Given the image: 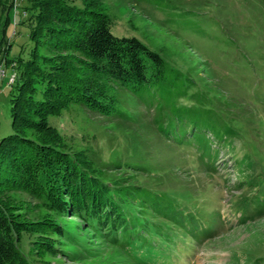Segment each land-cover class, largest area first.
<instances>
[{
  "label": "trees",
  "instance_id": "obj_1",
  "mask_svg": "<svg viewBox=\"0 0 264 264\" xmlns=\"http://www.w3.org/2000/svg\"><path fill=\"white\" fill-rule=\"evenodd\" d=\"M30 1L24 12L31 14L22 21L33 42L27 59L7 58L16 0H3L0 8V55L7 43L5 65L18 70L12 83L17 84L12 98L13 131L0 140V264H38L39 248L58 257L64 252L58 242L47 246L42 238L32 237L35 233L43 237L45 230L48 236L56 234V239L83 245L81 235L75 236L62 225L45 228L41 220L23 219L5 197L11 191L26 194L60 215L74 213L91 239L106 242L132 264H170L168 258L182 256L177 247L183 241L191 239L201 245L216 237L215 217L222 226L229 220L222 212L204 213L189 186L186 195L161 185L153 187L148 178L154 175L161 182L168 174L156 172L157 167L144 157L139 155L138 162L120 156L98 160L88 153L89 148L62 141L50 118L72 101L131 124L140 114L127 108V95L145 105L152 116L151 130L161 140L195 147L210 174L219 166L221 149H234L233 140L245 136L235 124L238 120L227 114L231 100L216 85L210 88L213 94L197 92L188 99L197 86L195 77L170 65L161 51L138 36L116 34L113 18L94 0ZM260 34L249 32L240 54L264 85V39ZM236 37L232 36L231 44H238ZM210 77L202 79L206 86ZM215 97L222 101V108L215 106ZM144 127L141 125L136 139L139 149L145 150L151 146L149 135L142 132ZM260 158L247 152L238 157L234 187L239 192L227 186L229 202L238 207L246 204L243 210L239 208L242 214L237 218L242 226L264 217V171L255 165ZM27 241L32 248L25 250ZM253 259L249 264H264V258Z\"/></svg>",
  "mask_w": 264,
  "mask_h": 264
},
{
  "label": "rangeland",
  "instance_id": "obj_2",
  "mask_svg": "<svg viewBox=\"0 0 264 264\" xmlns=\"http://www.w3.org/2000/svg\"><path fill=\"white\" fill-rule=\"evenodd\" d=\"M94 2L99 3V8L113 18V31L116 34L138 36L152 49L161 51L170 65L195 77L197 86L187 95L188 99L191 94L209 92L214 85L221 89L233 103L227 114H233L238 120L235 124L242 127L245 136L233 140L236 145L234 149H221L219 166L213 174H209L195 147L181 144L175 146L161 140L151 130L152 116L145 105L125 95L127 108L132 114H140L137 121L131 124L104 117L78 103L67 102L59 114L50 118L55 128L60 131L62 141L69 144L74 142L79 149L89 148L88 153L98 160L109 161L115 156H120L124 157L125 161L131 159L138 162L140 155L146 159L145 162L157 167L156 172L168 174L164 178L161 177V182H157L153 175L147 180L149 185H161L164 189H172L184 195L185 192L189 194V191H185L189 186L193 195L198 197L197 202L204 213L212 216L222 212L224 218L229 220L227 226H222L220 220L215 217L218 235L201 245L191 239L183 241V244L177 247L183 251L182 256L168 258L170 264H249L254 257L264 258V217H257L251 226H242L237 218L246 204L238 207L229 202L230 191L227 187L233 192H239L234 187V164L236 159L246 152L255 158L261 157L256 160L255 165L257 170L264 171V97L259 99L261 97L253 96L255 93L264 96V85L258 82L259 73H256L240 54L245 46V36H248L249 32L257 36L261 32L259 37L264 39V0ZM3 3V0H0V8ZM30 4V0H16V7L11 12L12 23L8 33L12 45L7 54L9 59L29 57L33 42L29 37L28 25L22 21L31 14V11L27 14L24 12ZM232 36L240 39L237 45L231 44ZM7 47L6 43L0 55V58H3V61L0 60V140L13 131L12 98L17 92V84L12 85L10 78L18 70L15 66H6L4 62ZM208 76H211V82L206 86L205 80L203 82L202 79ZM210 94L213 93L210 91ZM215 100V106L222 108V101L218 97H215ZM141 125L145 126L142 132L149 135L151 146L145 150L144 147L139 149L136 139ZM69 153L73 155L72 151ZM5 197L8 200L10 198L11 209L21 214L23 219L34 223L41 220L45 228L59 224L75 236L81 235L83 245L80 246L68 239H56V234L48 236L46 230L42 233L43 237L41 233L33 234L34 239L42 238L47 242V246L58 242V245L64 248V252L55 258L49 251L37 249V258L41 260L38 264H132L106 242L91 239V236L87 235L85 225L78 217L73 216L74 213L60 215L18 191L5 192ZM236 201L238 200L233 203ZM29 241L25 250L32 248ZM182 245L186 247L183 248ZM85 247L88 250H85ZM126 256L129 257L130 254ZM42 259L49 263L43 262ZM161 263L166 264L164 261Z\"/></svg>",
  "mask_w": 264,
  "mask_h": 264
},
{
  "label": "built area",
  "instance_id": "obj_3",
  "mask_svg": "<svg viewBox=\"0 0 264 264\" xmlns=\"http://www.w3.org/2000/svg\"><path fill=\"white\" fill-rule=\"evenodd\" d=\"M4 72V70H2ZM16 79V74H13L10 78V83L12 84Z\"/></svg>",
  "mask_w": 264,
  "mask_h": 264
}]
</instances>
